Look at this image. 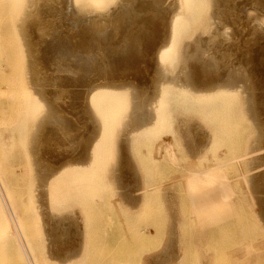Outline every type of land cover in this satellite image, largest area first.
Listing matches in <instances>:
<instances>
[{"label": "rangeland", "instance_id": "obj_1", "mask_svg": "<svg viewBox=\"0 0 264 264\" xmlns=\"http://www.w3.org/2000/svg\"><path fill=\"white\" fill-rule=\"evenodd\" d=\"M156 1L161 10L171 3ZM188 1L176 0L169 16L179 14L183 26L176 61L166 67L157 63L161 74H178L182 51L197 49L194 52L202 51L204 60L221 55L219 66L232 62L241 79L238 75L233 85L197 94L171 79L154 85L155 62L148 60L139 65L134 81V77L126 81L132 79L143 89L135 86L144 92L135 90L140 99L153 96V102L146 99L151 106L146 104L154 120L138 132L131 130L122 145L124 124L138 97L131 84L95 96L90 90L94 86L88 85L87 105L71 109L70 103H83L71 99L81 87L69 86L64 78L55 82L40 68L46 74L38 72L44 97L61 108L50 89L60 93L62 110L71 111L59 114L71 119L73 126L44 128L37 133L41 140L32 138L36 130L32 125L44 115L45 99L29 88L32 76L26 64L24 26H33L35 11L43 5L49 9L44 17L58 22L68 18L75 26L110 20L113 42L127 29L137 28L131 24L148 22L152 27L141 34L157 50L167 37L155 29V24L164 22L163 13L132 19L123 8L113 13L120 5L116 0H0V49L7 61L6 74L0 76V83L7 86L0 95V196L4 197H0V264H20L13 242L2 236L8 215L18 219L34 264H155L165 257L172 264H264V190L257 191L261 212L255 203L253 173L264 171V77L255 78L250 72L253 63H243L244 54H255L257 59L264 50V0H233L231 9L226 0L217 6L214 0ZM67 5L80 13L66 14ZM75 28L66 26L67 32ZM199 64L205 65L203 60ZM54 73L64 76L62 71ZM210 78L195 81L205 84ZM219 79L223 83L224 77ZM164 87L170 94L165 111L158 106ZM260 98L261 113L250 112ZM256 112L262 116H253ZM91 116L96 122L87 127L85 120ZM257 116L263 126L254 121ZM94 127L95 139L84 157V139L88 128ZM256 145L261 146L255 149ZM45 151L52 156L39 158ZM57 160L63 165L40 188L37 163L48 166ZM125 194L135 200L130 202ZM56 224L62 235L53 243L48 229Z\"/></svg>", "mask_w": 264, "mask_h": 264}, {"label": "bare ground", "instance_id": "obj_2", "mask_svg": "<svg viewBox=\"0 0 264 264\" xmlns=\"http://www.w3.org/2000/svg\"><path fill=\"white\" fill-rule=\"evenodd\" d=\"M118 1H119L120 5H119V7L114 9L113 13L115 14V13L119 12L120 9L123 8L122 12L127 13L128 16L132 19L138 14H153V13H159V12L163 13L162 15L164 17V22L161 24L158 22L159 23L158 25L155 24V26L157 27V28L155 27V29H157L158 32H163V34H165V36H167L164 38V40H165L164 45L159 47V49L154 50L153 49L154 43L153 44L150 43V40H148V38H144V37H146V35L141 34V33H146L152 27L151 24L148 22H144L141 25L131 24L133 27H137V28L127 29L126 33L121 38L116 39L113 42V39L110 38V33H109V28H108V26L111 24V21L106 19L109 16L105 17V18H104V16L101 17L104 20L106 19V21H103V20L97 21V19H96L94 21L86 22L85 24H76V26H75L73 24V22L68 18H67L68 22H67V19H65V22H58L56 20L44 17L43 15H45L46 13H49L48 6H46V5H43L42 7L38 8L35 11V21H34V24H32L33 26H28L27 24L24 26V29H27L29 31V33H28V31L26 30L28 35H27V33H25V35H22V38L24 40L23 44L27 48L26 64L28 65V67L30 69L29 70V73H31L30 76H32V78L30 77L32 80L29 81V84H30L29 88H31V90L34 89L35 92H37L39 95H41L45 99L44 115L42 116V118L38 119L36 122H33V125L31 122V125L32 126L35 125L34 127L37 130V131L35 130V132L32 133V138H34V140L35 139H39V140L42 139V136L37 134V133L40 130H43L44 128L51 129L52 127H61L62 125H66V127L73 126L72 125L73 122H71V119H68V118L65 119L62 116H60V114H62L61 111L63 113L71 111V110L67 111L66 109L62 110V107H64L63 106L64 102L62 103V101H61L62 97L60 98V96H62V95H60V93L57 94L53 89H50L53 96H54L53 100L59 102L58 105L61 106V108L60 107L58 108L49 99L44 97L43 94L46 92L42 89V85L40 84L41 80L39 78L40 76H38V75H40V74H38V72L40 73V72H42V70L45 71L47 74L51 75L52 78H54L55 82L62 81L60 79L64 78L65 83H67L69 86H71L73 88L75 87V89H78V88H76L77 86H80L82 88V90H80L81 88H79L77 91L75 90L76 92H73V93L76 96H74L71 99L83 101V103L77 102L76 104H74V103L69 102L71 109H78V108L82 107V105H87V104H85L86 102H84V101L86 100L85 95H87L86 91H88V90L85 91L84 89L88 85L94 86V89L90 88V90H93L92 93L91 92L90 93H91V96L92 95L95 96V95L102 94V93L111 94L115 90L116 91L118 90L117 92H119L123 88H125L126 86H129L131 84L130 87L132 86L134 88L133 89L134 90L133 96L137 95L138 97L137 98L135 97V99H138V100L133 99L131 115L128 118V122L126 124H124V130L122 132L124 137L122 136L123 138L121 139L124 142V144H122V145H125L127 143V141H126L128 139L127 134L131 130H136L138 132L137 129L142 128V127L147 128L151 124V122L154 120V118H152V116H150L151 114H149V116H148V113H147V109H148L147 106L148 105L151 106V104H152V103L149 104L147 101H149L151 98L154 99L153 96L152 97L150 96L151 97L150 98L146 94V96L150 99H148L146 101L147 97L144 99L143 96H141V99H140V96L138 95V93H140L142 91L138 92L137 90H140L141 88L139 89V86L135 85L134 82L132 83V79L130 80L131 82L126 81L128 79V77L129 78L134 77L133 78V81H134V79L137 76L136 75L137 74L136 73L137 68L139 67V65L146 64V62L148 60L151 59L155 62V64H154L155 76L152 79L154 85H156L157 81H159V80H161L163 82L164 80L167 81V80L171 79L172 81L177 82L181 86L182 85H188L192 89V91H194L197 94H203V93H208V92L214 91L221 84H227L228 83V85H233L236 83L239 74L236 73L235 70L233 69V63L232 62L229 66H225V65L219 66L217 61L220 59L221 55L218 56L217 58L215 56V58L204 60L205 57L204 56L202 57L200 55L202 53V51L200 52V54H199V52H198V54L195 53L197 49L194 50L195 52L193 50L192 51H188V50L186 51V49H184L185 51H182L183 54H182L180 61H179L181 68H180V71L178 72V74H176L175 76L173 75V77H172V74H171V77H168L167 75H164L163 73H162L163 74L162 75L161 72L159 71L160 69H158L157 63H159V65H162V67L164 65H165V67H166V65H169V66L174 65V63L176 61V47H177V43L179 40L181 29L183 26V22H182L181 16L179 14H174L173 17H171V19L169 18V16L172 14V10L175 9L174 7H175L176 0H171L170 6L165 10L158 9L156 0H116V2H118ZM224 1L225 0H214V2H215L214 5L217 6L221 3H223ZM226 1L228 3V8L231 9L234 7L233 0H226ZM190 3H191V1L186 0V4H190ZM41 4H44V3H41ZM178 8H180V7H178ZM65 10H66L65 11L66 14H68V13H71V14L80 13V12H78L79 10L77 11L74 8L71 9L68 5L65 7ZM193 11H195V10H191V11L189 10L188 13H193ZM230 11H232V10H230ZM146 19H150V17L146 18ZM71 25L73 26V28H75L77 26H78V28L77 29L75 28L72 32H69V31L67 32L66 26L70 27ZM168 30H169V32H168ZM193 44L197 45L195 42ZM187 49H188V47H187ZM263 51L264 50L259 51L261 53H260L259 58H257V59L254 58L256 56L255 54L254 55L244 54L243 63H245V64L253 63V70H251L250 72L253 73L255 78H257V76H259V77L261 76L263 79V77H264V54H263ZM231 58L229 59V61L234 59L233 57H231ZM202 60H203V63H205V65L199 64L202 62ZM235 61H237V60H235ZM235 61H233V62H235ZM239 61H240V59H239ZM6 62L7 61H5L2 58V50L0 49V76H3L6 74L5 65H4ZM39 68L42 70H40ZM55 68H58V70ZM59 68L62 69L61 71H62V73H64L63 74L64 76L60 75L63 77H59L57 75H54L55 71H58L59 74L61 73ZM166 69H168V68H166ZM249 69H251V65H250ZM248 70H247V72H248ZM43 74H44V76L46 75L44 72H42V75ZM209 77H212V78H210V80L207 81L205 84H203L202 82L199 83V82L195 81V79H204V78L208 79ZM221 77H224L223 83L219 79ZM239 77L241 79V75H239ZM44 79H43V81H44ZM161 81H159V82H161ZM41 83H43V82H41ZM48 85L49 84H47V86ZM52 85H54V83ZM138 85H139V83H138ZM135 86L137 87V90L135 89ZM50 87H52V86L50 85ZM152 87H154V86H152ZM152 87H151V89H152ZM6 88H7V86H5L4 83L3 84L0 83V95L7 92ZM48 88H49V86H48ZM151 89H150V91L152 92L153 89L152 90ZM164 89H165V87H164ZM67 90L69 91V89H67ZM141 90H143V89H141ZM68 91H66V92H68ZM150 91L148 92L149 94H150ZM162 91H163V94L160 96L161 102L158 103L159 105L158 104L157 105L165 107V109H163L165 111V110H167L166 109L168 106L167 99H168V96L170 94L168 93V90H166V89H165V91L164 90H162ZM169 91L171 92L170 89H169ZM63 93H64V91H63ZM142 93H144V92H142ZM68 94L69 93L66 94V97ZM133 96H132V98H133ZM63 97H64V99L66 98L65 95ZM142 98L145 100V102L143 101ZM152 99H151V101H152ZM254 100H256V99H254ZM260 100H261V98L258 99L257 102H255V105L252 107V111H250V112L254 113V111L257 110V108H258V110L259 109L261 110L260 107H257L258 102ZM66 101L68 103L67 99H66ZM146 102L148 105L146 104ZM260 102H262V101H260ZM261 105H263V104H261ZM160 109H162V108H160ZM77 112H79V111H77ZM260 113L261 112L258 111V114H260ZM258 114L256 112V114H253V116H256ZM251 115H252V113H251ZM155 116H157V115H155ZM258 116H257L258 119L254 118V121L256 120V123H257V120L258 121L262 120V117L260 118L261 120H259V117L262 115H260L259 117ZM157 118H159V117L157 116ZM164 120L165 119L161 120V118H160V121H164ZM95 122L96 121H94L93 117L91 119L85 120V124L87 127H89V125H91ZM258 123L262 124L263 121L258 122ZM74 124H76V122H74ZM263 124H262V126H263ZM25 125H26V123H25ZM18 126H20V125L18 124ZM194 126H197V124ZM95 128L96 127L92 128V129L88 128L89 132H88L86 138L84 139V145H83L84 149L86 151L84 157L87 156V153L89 151L88 148L91 145L92 141L95 139L94 138L95 130H96ZM185 129L187 130L189 128L185 127ZM133 132L131 131L129 134H132ZM187 132H188V130H187ZM256 146H255V149L258 147L260 148L261 145L257 146V147ZM49 154H50L49 152L45 151V152H43L42 155H38V157L43 159V157H47V156H49ZM50 156H52V155L50 154ZM57 161H54V163H52V165L49 164L48 166H42V164H41L42 162L37 163V165L40 166V170H39L40 174L38 175L36 180H37L38 186L40 188H43L48 184L50 176L63 165L62 163H64V162H61V160L60 161L57 160ZM217 162L219 163V161H217ZM215 163H216V161H215ZM218 163H216V164L218 165ZM217 165H216V168H217ZM220 167L224 168L223 166H220ZM211 168H212V166H211ZM218 168H219V166H218ZM253 173H254V179L256 180L254 182L255 188H256V191H254V194L256 197L255 203L259 205L260 211L263 212V210L261 208V201L257 196V191L258 190L259 191L264 190V171L256 170V171H253ZM121 187H125L124 184H122ZM0 195H1V193H0ZM0 197H2L4 199L3 196H0ZM126 198L130 202L135 200L134 197L128 196V195H126ZM1 202L4 203V201H1ZM3 206H4L3 207V209H4L5 205H3ZM8 210L7 209L5 210L6 211L5 213L7 215H8V212H7ZM11 212L13 213V211H11ZM10 215H11V213H10ZM8 216H7V218L4 217V220H3V228H1V229H3V235L2 236H4L6 240H8V241L10 240L13 242V247H14L13 250L16 252V255H17L16 257H17V260L19 261L20 264H26V263L27 264H34L33 259H32L31 254H30V251H29L28 244L23 238L24 234L22 232V228L20 226L18 219L16 218L15 215H13V217H14L13 219L12 218L10 219V216L9 217ZM11 217H12V215H11ZM63 220L64 219H62V221ZM58 222H60V221H58ZM58 222H56V223H58ZM48 233L51 236L53 243L61 241L60 235H62V234H61V230L59 229V227H57V224H56V226L55 225L51 226L48 229ZM60 244H62V243H60ZM63 254L64 253H62V255ZM59 255H61V254L60 253L57 254V256H59ZM24 259L26 261H24ZM172 263H173V261L170 262L169 258L165 257L164 260H161L160 262H157L155 264H172Z\"/></svg>", "mask_w": 264, "mask_h": 264}]
</instances>
